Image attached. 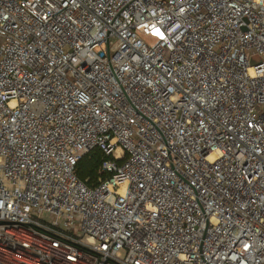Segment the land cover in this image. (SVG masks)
I'll return each mask as SVG.
<instances>
[{"label": "built area", "instance_id": "1", "mask_svg": "<svg viewBox=\"0 0 264 264\" xmlns=\"http://www.w3.org/2000/svg\"><path fill=\"white\" fill-rule=\"evenodd\" d=\"M118 263L264 264V0H0V264Z\"/></svg>", "mask_w": 264, "mask_h": 264}, {"label": "trees", "instance_id": "2", "mask_svg": "<svg viewBox=\"0 0 264 264\" xmlns=\"http://www.w3.org/2000/svg\"><path fill=\"white\" fill-rule=\"evenodd\" d=\"M106 156L98 149L84 153L75 166L76 177L89 187L97 185L98 178H105L107 174L101 172V164Z\"/></svg>", "mask_w": 264, "mask_h": 264}, {"label": "rangeland", "instance_id": "3", "mask_svg": "<svg viewBox=\"0 0 264 264\" xmlns=\"http://www.w3.org/2000/svg\"><path fill=\"white\" fill-rule=\"evenodd\" d=\"M143 39L147 42V43H149L150 42V40L149 39H147V38H145V37H143ZM45 220H47V221H50V220H56V221H58V222H60V220H58L57 218H54V217H48L47 215H43L42 216Z\"/></svg>", "mask_w": 264, "mask_h": 264}, {"label": "water", "instance_id": "4", "mask_svg": "<svg viewBox=\"0 0 264 264\" xmlns=\"http://www.w3.org/2000/svg\"><path fill=\"white\" fill-rule=\"evenodd\" d=\"M3 222H8V221H3ZM13 223H19V222H13ZM23 224H30V223H23ZM30 225H33V224H30ZM33 226H35V225H33ZM35 227H37V226H35ZM39 228V227H38ZM40 229H42V228H40ZM42 230H44V229H42ZM46 231V230H45ZM48 232V231H47ZM49 233H51V232H49ZM53 234V233H52ZM55 235V234H54ZM57 236V235H56ZM60 237V236H59ZM62 238V237H61ZM64 239V238H63ZM69 241V240H68ZM71 242V241H70ZM76 244V243H75ZM78 245V244H77ZM80 246V245H79ZM83 247V246H82ZM85 248V247H84ZM87 249V248H86ZM90 250V249H89ZM92 251V250H91ZM94 252V251H93ZM97 253V252H96ZM99 254V253H98ZM101 255V254H100ZM102 256H104V255H102ZM106 257V256H105ZM108 258V257H107ZM110 259V258H109ZM112 260V259H111ZM117 263V262H116ZM119 264V263H118Z\"/></svg>", "mask_w": 264, "mask_h": 264}]
</instances>
